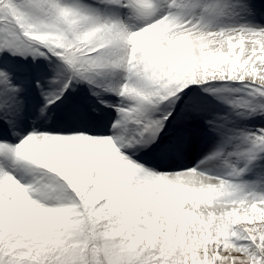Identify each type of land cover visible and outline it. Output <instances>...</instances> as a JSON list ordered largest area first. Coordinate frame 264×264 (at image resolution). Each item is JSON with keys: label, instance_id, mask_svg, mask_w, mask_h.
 <instances>
[{"label": "snow or ice", "instance_id": "obj_1", "mask_svg": "<svg viewBox=\"0 0 264 264\" xmlns=\"http://www.w3.org/2000/svg\"><path fill=\"white\" fill-rule=\"evenodd\" d=\"M0 264H264V0H0Z\"/></svg>", "mask_w": 264, "mask_h": 264}]
</instances>
